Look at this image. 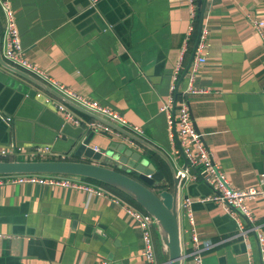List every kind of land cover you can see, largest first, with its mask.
Masks as SVG:
<instances>
[{"label":"crops","instance_id":"0c3cea01","mask_svg":"<svg viewBox=\"0 0 264 264\" xmlns=\"http://www.w3.org/2000/svg\"><path fill=\"white\" fill-rule=\"evenodd\" d=\"M8 3L22 57L51 79L139 127L141 136L123 132L147 145L143 148L149 163L167 178L166 161L174 171L183 162L179 152L173 153L174 148L178 151L177 141L169 139L160 108L169 95L175 103L183 99L194 129L230 185L262 191L246 206L253 223L259 225L264 258V54L252 24L256 20L264 24V0H205L204 62L189 83L196 29L172 92L171 73L191 19L185 0ZM3 47L0 11V57ZM2 61L0 148L18 145L25 151L18 160L70 159L72 140L87 135L85 123L91 115ZM37 92L40 97L34 96ZM44 98L63 104L81 125L65 120ZM123 132L93 131L89 145L102 151L116 142L140 151V145L136 147ZM43 147L48 151L29 157V151ZM77 179L102 194L37 183L0 185V264H144L139 230L113 199L125 201L93 182ZM208 194V186L199 180H185L178 188L177 222L184 255L180 264H191L181 208L186 196L192 199L199 242L212 244L201 253L199 264H261L253 233L244 241L235 237V222L221 206L195 200ZM151 239L154 262L165 264L167 253L156 225L151 227Z\"/></svg>","mask_w":264,"mask_h":264},{"label":"built area","instance_id":"2783aa9c","mask_svg":"<svg viewBox=\"0 0 264 264\" xmlns=\"http://www.w3.org/2000/svg\"><path fill=\"white\" fill-rule=\"evenodd\" d=\"M185 1L187 2L191 19L184 39L185 42L182 45V49L171 73L170 92H172L175 87L174 83L181 70L182 59L188 51L190 36L194 30V19L196 13L198 14L196 0ZM0 11L2 14V38L4 41L1 57L5 63L23 70L41 84L73 103L75 106L94 115L95 118L92 117L89 122L85 123L88 130L113 134L119 132L117 129L106 123L109 122L120 127L122 130L125 129L135 136H141V129L127 123V121L116 111L75 93L73 90H70L64 85L51 79L39 68L25 60L21 55L18 35L14 27L13 15L8 0H0ZM252 24L261 41L264 54V24L262 21L257 20L253 21ZM205 39L206 30L201 28L194 50L195 53L193 55V62L190 69L189 83L194 77L196 67L204 62L201 52L206 43ZM261 91L264 93V88L261 89ZM191 92H194V90L191 89ZM34 96L40 97L41 95L37 92L34 93ZM43 102L45 104L51 103L54 109L59 112L65 120L71 121L76 125H81V120L76 118L63 104L56 102L52 103L49 98H44ZM160 110L165 113L169 139L171 141L174 139L177 141L183 157L186 160V165L184 167H182V165L179 166L175 171V175L179 177V184L182 185L185 180H199L207 185L209 188V194L198 197L195 200L200 203L210 202L221 206L223 212L235 222V237H240L244 241L248 234L253 233L259 247L260 262L261 264H264V258L262 257L263 240L258 230L259 225L253 223V219L246 206L248 200L253 199L255 196L262 195V191L253 186L245 189H235L230 185L218 164L214 162L210 151H208L202 143L200 134L194 129L190 121L188 106L183 99L175 103V101L172 100V96L169 95ZM1 118L4 119L6 123L10 121L7 117L1 116ZM93 150L97 151L95 147H93ZM47 151L48 147H43L41 150L34 148L32 151L28 152V155L31 158H35L41 156L42 153ZM24 153L25 151L13 143L9 144L7 147L0 148V158L18 160L20 155L22 157ZM173 153L178 154V151L174 148ZM77 178V176L59 174H11L0 175V185L6 183H37L56 185L64 188L84 189L88 193L94 192L98 195L102 194L100 191L94 190L89 185L82 183ZM113 201L120 206L126 217L131 220L139 230L141 243L140 255L144 259V264H156L154 262L153 244L151 239V227L156 225L155 220L148 213L142 212L125 202L116 199H113ZM191 203L192 199L187 196L181 200V208L184 211L187 222L186 232L191 247L186 256L189 257L194 264H199L201 253L209 249L212 244L209 241L199 242L194 228ZM94 264H106V262L100 261Z\"/></svg>","mask_w":264,"mask_h":264},{"label":"water","instance_id":"95a60500","mask_svg":"<svg viewBox=\"0 0 264 264\" xmlns=\"http://www.w3.org/2000/svg\"><path fill=\"white\" fill-rule=\"evenodd\" d=\"M204 2L205 0H196L199 23L190 53L191 57L201 30ZM0 62L4 64L1 57ZM16 72L18 73V71ZM35 81L39 82L36 79ZM42 87L48 88L43 84ZM59 96L69 105L95 118L94 115L75 106L61 95ZM106 123L123 132L120 127L109 122ZM92 133L93 130H90L87 135H77L73 138L68 160H0V175L59 174L91 178L106 183L128 195L144 212L152 216L156 222L160 240L166 249L165 264H180L183 254H181L179 243L176 208V195L180 184L179 177L175 175L170 163L166 161L170 175L167 178L163 172L158 171L152 163H149V158L143 148L148 149L147 145L125 132L123 133L131 137V141H135L136 147L140 145V151L132 150V148L116 142H109L105 150L94 151L93 147L89 145ZM178 152L182 157V167H184L186 160L179 146ZM190 263L194 264L192 261Z\"/></svg>","mask_w":264,"mask_h":264},{"label":"trees","instance_id":"16d2710c","mask_svg":"<svg viewBox=\"0 0 264 264\" xmlns=\"http://www.w3.org/2000/svg\"><path fill=\"white\" fill-rule=\"evenodd\" d=\"M197 24H198V14L196 13V17L194 19V30L190 36V40H189V46L191 44V41L193 39V37L195 36V32H196V29H197ZM0 160H10L9 158H0ZM85 180L87 181H90V182H93L95 184H97L98 186L102 187L103 189H105L106 191H109L111 192L112 194L118 196L120 199H122L123 201L127 202V204L133 206L134 208L142 211L143 209L135 202L133 201L128 195H126L125 193L121 192L120 190L106 184V183H103V182H100V181H97V180H94V179H91V178H84Z\"/></svg>","mask_w":264,"mask_h":264},{"label":"rangeland","instance_id":"374dc122","mask_svg":"<svg viewBox=\"0 0 264 264\" xmlns=\"http://www.w3.org/2000/svg\"><path fill=\"white\" fill-rule=\"evenodd\" d=\"M166 250V249H165ZM166 258H167V255H166Z\"/></svg>","mask_w":264,"mask_h":264}]
</instances>
